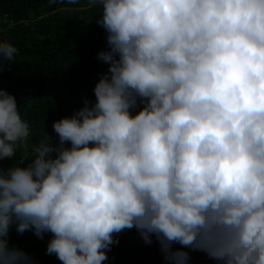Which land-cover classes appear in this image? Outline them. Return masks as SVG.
I'll return each mask as SVG.
<instances>
[{
  "label": "clouds",
  "instance_id": "clouds-1",
  "mask_svg": "<svg viewBox=\"0 0 264 264\" xmlns=\"http://www.w3.org/2000/svg\"><path fill=\"white\" fill-rule=\"evenodd\" d=\"M89 2L107 72L27 166L3 167L31 132L0 87V264H30L13 227L62 264H106L133 228L167 264H188L174 244L264 264V0ZM17 55L0 39V72Z\"/></svg>",
  "mask_w": 264,
  "mask_h": 264
},
{
  "label": "trees",
  "instance_id": "trees-1",
  "mask_svg": "<svg viewBox=\"0 0 264 264\" xmlns=\"http://www.w3.org/2000/svg\"><path fill=\"white\" fill-rule=\"evenodd\" d=\"M101 13L102 5L89 0H0V39L18 49L13 62H3L0 87L15 97L31 132L27 147L18 148L12 160L2 161L5 169L27 166L45 132L55 141L53 121L71 116L83 106V97L95 100L93 88L107 72V65L97 59V53L107 48V34L95 23ZM5 20L12 25L7 27ZM8 239L10 247L28 255L30 264H62L46 252L50 233L41 239L32 231L19 234L13 227ZM114 239L118 243L107 251L106 264H167L155 236L146 244L133 228ZM173 249L187 252L188 264H217L201 251L179 244Z\"/></svg>",
  "mask_w": 264,
  "mask_h": 264
},
{
  "label": "built area",
  "instance_id": "built-area-1",
  "mask_svg": "<svg viewBox=\"0 0 264 264\" xmlns=\"http://www.w3.org/2000/svg\"><path fill=\"white\" fill-rule=\"evenodd\" d=\"M4 24H6V25H7V27H10V25H12V22H9V23H8V21H7V20H5V21H4Z\"/></svg>",
  "mask_w": 264,
  "mask_h": 264
}]
</instances>
